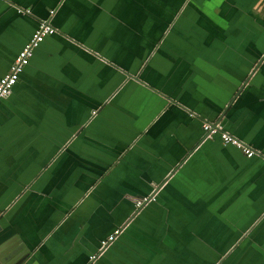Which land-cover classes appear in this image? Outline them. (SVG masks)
<instances>
[{
  "label": "crops",
  "instance_id": "obj_1",
  "mask_svg": "<svg viewBox=\"0 0 264 264\" xmlns=\"http://www.w3.org/2000/svg\"><path fill=\"white\" fill-rule=\"evenodd\" d=\"M46 21L0 99V255L264 264V0H0V78Z\"/></svg>",
  "mask_w": 264,
  "mask_h": 264
},
{
  "label": "built area",
  "instance_id": "obj_2",
  "mask_svg": "<svg viewBox=\"0 0 264 264\" xmlns=\"http://www.w3.org/2000/svg\"><path fill=\"white\" fill-rule=\"evenodd\" d=\"M53 13V12H52ZM56 33V29L51 25L50 22H42L37 28L35 34L28 44L20 51L15 61L11 65L7 74L0 78V99L9 96L12 88L17 84L21 74L23 73L26 66L29 64L31 58L33 57L35 49H37L44 39ZM203 130L205 132L207 139H214L215 136H219L224 145H232L238 147L247 157H252L255 155V151L247 146H245L239 139L232 136L226 132L220 124L204 123ZM151 201H156L155 195H150V197H144L137 202L138 207H144ZM119 231L115 235H111L106 240L102 242V246L106 247L114 241Z\"/></svg>",
  "mask_w": 264,
  "mask_h": 264
},
{
  "label": "water",
  "instance_id": "obj_3",
  "mask_svg": "<svg viewBox=\"0 0 264 264\" xmlns=\"http://www.w3.org/2000/svg\"><path fill=\"white\" fill-rule=\"evenodd\" d=\"M11 241H9L10 243ZM9 243L6 242L1 245L0 248L9 247ZM22 249V248H19ZM29 249L18 250L17 252H12L6 259L0 255V264H22V262L28 257Z\"/></svg>",
  "mask_w": 264,
  "mask_h": 264
},
{
  "label": "rangeland",
  "instance_id": "obj_4",
  "mask_svg": "<svg viewBox=\"0 0 264 264\" xmlns=\"http://www.w3.org/2000/svg\"><path fill=\"white\" fill-rule=\"evenodd\" d=\"M85 185V184H84ZM136 208H138V209H140L141 207H138L137 205H136ZM137 209V210H138ZM118 231V230H117ZM116 231V232H117ZM115 232V233H116ZM115 233L113 234V235H115ZM124 239H125V241L129 244V245H133V243H135L137 240H138V238H136V237H131V236H129V235H125L124 236ZM112 244V243H111Z\"/></svg>",
  "mask_w": 264,
  "mask_h": 264
}]
</instances>
